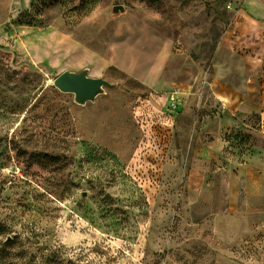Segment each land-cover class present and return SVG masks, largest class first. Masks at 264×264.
Listing matches in <instances>:
<instances>
[{"label":"rangeland","instance_id":"rangeland-1","mask_svg":"<svg viewBox=\"0 0 264 264\" xmlns=\"http://www.w3.org/2000/svg\"><path fill=\"white\" fill-rule=\"evenodd\" d=\"M146 23L174 40L151 86L124 69ZM223 71L262 90L264 0H0V264H264V208L231 204L219 158L198 167L214 139L177 125L226 115L208 88ZM64 72L106 84L80 103ZM248 116L224 161L264 147V109Z\"/></svg>","mask_w":264,"mask_h":264},{"label":"crops","instance_id":"crops-1","mask_svg":"<svg viewBox=\"0 0 264 264\" xmlns=\"http://www.w3.org/2000/svg\"><path fill=\"white\" fill-rule=\"evenodd\" d=\"M142 29L143 36L148 39V46L145 51L146 56L141 64L137 60V56H133L130 58L132 59L131 64L124 65V69L132 76L140 77L146 85L151 86L156 83L158 75L166 67L174 49V40L166 35L164 39L156 42L148 23ZM224 73V71L218 72L214 81L208 83V88L214 99V103L226 115L224 117L211 116L198 118L194 122L180 118L177 125L187 126L188 128L191 125L193 129L191 130V127L190 130L193 136L199 134L204 140L209 139V137L214 139L220 153L210 152L207 150V147L200 149L202 154L201 159L198 161V167H208L205 164L208 161L207 157L219 158L217 162L220 166L215 168L216 171H219L223 176L226 174L224 182L230 183V188L231 186L234 187V195H232L233 198L230 200L231 204H246L252 209H262L264 208V147H254L253 151L248 152L251 155H247L248 158L246 157L245 163H237L234 158L235 156L232 155H226L227 157L224 161L222 156H224L225 152L219 147L217 141L220 140L223 134L231 132L236 126L240 125L241 130L246 129L247 124H251L249 123L250 118H248V115L253 114V112H262L264 109V85L261 91L254 88L252 89L254 93L248 95L246 92L247 85L245 84L246 71L238 73L237 85L232 84L231 76H227ZM262 73L264 80V71ZM180 98L182 100L184 98L182 93H180ZM251 98L254 101H251ZM236 115L239 116L235 117ZM261 124L264 125L263 118H261ZM250 134L252 137H257L258 133L253 130ZM211 169L210 167L208 171H211ZM238 188L241 189L240 192L236 191Z\"/></svg>","mask_w":264,"mask_h":264},{"label":"water","instance_id":"water-1","mask_svg":"<svg viewBox=\"0 0 264 264\" xmlns=\"http://www.w3.org/2000/svg\"><path fill=\"white\" fill-rule=\"evenodd\" d=\"M105 84L104 80L89 78L85 73L64 72L54 80V85L59 90L75 94L80 103L92 101Z\"/></svg>","mask_w":264,"mask_h":264},{"label":"built area","instance_id":"built-area-1","mask_svg":"<svg viewBox=\"0 0 264 264\" xmlns=\"http://www.w3.org/2000/svg\"><path fill=\"white\" fill-rule=\"evenodd\" d=\"M21 34L25 35L26 30H22ZM180 103H181L180 93L177 90L173 91L168 97V108L172 112H179L182 109Z\"/></svg>","mask_w":264,"mask_h":264},{"label":"trees","instance_id":"trees-1","mask_svg":"<svg viewBox=\"0 0 264 264\" xmlns=\"http://www.w3.org/2000/svg\"><path fill=\"white\" fill-rule=\"evenodd\" d=\"M146 1H150V0H146Z\"/></svg>","mask_w":264,"mask_h":264}]
</instances>
